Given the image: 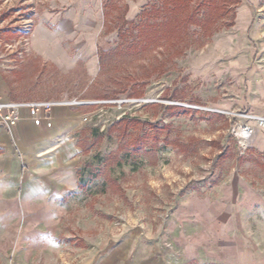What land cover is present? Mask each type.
<instances>
[{
  "label": "rangeland",
  "instance_id": "374dc122",
  "mask_svg": "<svg viewBox=\"0 0 264 264\" xmlns=\"http://www.w3.org/2000/svg\"><path fill=\"white\" fill-rule=\"evenodd\" d=\"M1 2L0 73L20 103L53 101L73 117L79 189L59 222L63 259L114 244L128 246L118 264H264V157L249 141L241 154L234 135L245 119L230 113L222 59L235 49L210 48L230 28L158 75L160 60L135 62L117 35L147 0ZM256 7L264 27V0ZM23 228L0 223V243Z\"/></svg>",
  "mask_w": 264,
  "mask_h": 264
},
{
  "label": "crops",
  "instance_id": "0c3cea01",
  "mask_svg": "<svg viewBox=\"0 0 264 264\" xmlns=\"http://www.w3.org/2000/svg\"><path fill=\"white\" fill-rule=\"evenodd\" d=\"M239 2L229 33L217 34L210 48L224 54L228 47L231 53L235 49V56L222 59L227 65L226 76L231 77L230 113L264 118V27L253 17L258 0ZM3 11L1 2L0 14ZM20 100L7 76L0 73V101L19 104ZM16 113L18 121L13 126L4 124L0 117V223L19 221L25 228L13 245L3 238L0 254H11V264L126 261L128 246L114 244L93 249L89 255L83 250L76 258L63 259L57 242L66 234L59 228V222L67 217L79 189V149L76 133L71 129L73 117L65 107H53L47 115L50 123L47 128L45 121L34 126L26 108L20 107ZM241 124L254 128L256 122L244 120ZM249 148L264 157V130L252 135ZM165 263V258L158 257L154 264Z\"/></svg>",
  "mask_w": 264,
  "mask_h": 264
},
{
  "label": "trees",
  "instance_id": "16d2710c",
  "mask_svg": "<svg viewBox=\"0 0 264 264\" xmlns=\"http://www.w3.org/2000/svg\"><path fill=\"white\" fill-rule=\"evenodd\" d=\"M219 3L224 6L219 7ZM230 3L235 8L240 4L239 0H147L135 21L122 20L121 24L118 22V40L121 46H126V50L134 52L135 62L142 59L153 64L160 60L161 63L156 69L158 75L164 74L169 70L166 67L171 57H180L190 49L201 48L214 34L233 26L234 10H226ZM127 8L126 6L125 11ZM230 12V23L223 26L224 18ZM107 16V13H103L104 28L106 32H110L108 24L115 23L108 21ZM175 34L178 38L176 50L171 52L169 47H175ZM156 50L162 52L157 53ZM104 60L102 58L99 62L100 71L103 69Z\"/></svg>",
  "mask_w": 264,
  "mask_h": 264
},
{
  "label": "built area",
  "instance_id": "2783aa9c",
  "mask_svg": "<svg viewBox=\"0 0 264 264\" xmlns=\"http://www.w3.org/2000/svg\"><path fill=\"white\" fill-rule=\"evenodd\" d=\"M59 103L49 101V102H34V103H9V102H4L2 103L0 101V117L2 122L5 124H8L9 126H13L17 121H18V113L17 110L20 107L26 108L28 110V113H30V116L33 121L34 126H38L42 121H45V126L47 128H50V123L48 122V117L47 115L49 114V111L53 107L59 106ZM43 115V116H42ZM236 117H240L241 119L245 120H252L256 122V125L254 128H250L248 126L240 125L239 126V134L234 133L235 137H237L238 142H239V152L243 154L245 152V149L248 146V141L252 137V135L259 130H264V118H255L251 115H237L235 114ZM245 133L248 136V139L245 140L241 135Z\"/></svg>",
  "mask_w": 264,
  "mask_h": 264
},
{
  "label": "bare ground",
  "instance_id": "6f19581e",
  "mask_svg": "<svg viewBox=\"0 0 264 264\" xmlns=\"http://www.w3.org/2000/svg\"><path fill=\"white\" fill-rule=\"evenodd\" d=\"M241 137H243L245 140L248 139V136L245 133H243V135H241Z\"/></svg>",
  "mask_w": 264,
  "mask_h": 264
}]
</instances>
